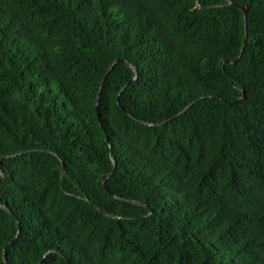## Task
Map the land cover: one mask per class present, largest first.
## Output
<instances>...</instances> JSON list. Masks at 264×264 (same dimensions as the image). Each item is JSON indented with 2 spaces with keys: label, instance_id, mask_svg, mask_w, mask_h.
Returning a JSON list of instances; mask_svg holds the SVG:
<instances>
[{
  "label": "trees",
  "instance_id": "obj_1",
  "mask_svg": "<svg viewBox=\"0 0 264 264\" xmlns=\"http://www.w3.org/2000/svg\"><path fill=\"white\" fill-rule=\"evenodd\" d=\"M0 264H264V0H0Z\"/></svg>",
  "mask_w": 264,
  "mask_h": 264
},
{
  "label": "water",
  "instance_id": "obj_2",
  "mask_svg": "<svg viewBox=\"0 0 264 264\" xmlns=\"http://www.w3.org/2000/svg\"><path fill=\"white\" fill-rule=\"evenodd\" d=\"M232 6L240 9L243 12L245 25L247 26V18H248V10H249V8L247 6H242V5H239L237 3H232ZM246 44H247V32L245 33V37H244V44H243V48H242V53L245 50Z\"/></svg>",
  "mask_w": 264,
  "mask_h": 264
}]
</instances>
